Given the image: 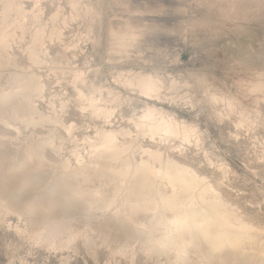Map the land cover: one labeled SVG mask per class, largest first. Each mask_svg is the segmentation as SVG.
<instances>
[{"label":"bare ground","instance_id":"obj_1","mask_svg":"<svg viewBox=\"0 0 264 264\" xmlns=\"http://www.w3.org/2000/svg\"><path fill=\"white\" fill-rule=\"evenodd\" d=\"M207 1L223 20L264 17V0ZM68 2V17L56 9L45 20L42 0H34L32 8L25 0H0V222L17 217L11 232L34 248L83 250L94 259L105 247L112 256L139 257L144 264H264V221L242 210L224 189L229 166L217 165L218 174L210 179L182 159L181 147L202 143L206 132L177 109V98L189 95L177 93L176 80L168 85L166 76L139 68L118 69L111 80L93 60L85 61L86 69H71L76 113L103 123L79 140L68 101L56 106L50 94L53 112L41 107L49 87L39 71L71 21L88 20L76 39L97 52L105 39L110 55L127 53L142 33L130 20L106 32L102 0ZM210 23L201 22L207 29ZM74 40L73 47L83 50ZM15 45L29 64L20 61ZM196 79L205 94L188 104L205 102L215 107L212 115L223 118L222 106L234 116L237 135L244 128L260 139L264 67L240 83L255 96L253 107L207 75ZM116 119L122 124L116 126ZM66 140L73 142L74 154L63 158ZM68 258L60 264H73Z\"/></svg>","mask_w":264,"mask_h":264},{"label":"rangeland","instance_id":"obj_2","mask_svg":"<svg viewBox=\"0 0 264 264\" xmlns=\"http://www.w3.org/2000/svg\"><path fill=\"white\" fill-rule=\"evenodd\" d=\"M33 1L25 0L26 6L32 8ZM85 1L91 5L94 3V0ZM207 2V0H102L105 30L110 26L118 27L130 20L134 25L141 27V35L128 47L127 53L110 55L105 50V39L103 45L97 48L98 52L91 44L88 46L87 43L77 40L81 37L80 31L86 27L88 20L87 22L71 21L66 26L64 41L52 43V51L45 58L46 63L41 66L42 69L40 68L42 72L38 68V71L48 79L49 87L46 99H41L39 103L44 111L50 114L53 111L48 101L52 97L54 99L51 100L55 101L56 106L59 105L60 100L68 101V108L71 109L68 118L79 124L75 133V139L79 140L83 139L86 133L94 134L95 125H103V123L98 119L86 120L76 113L74 91L70 84L71 69H86L88 66L86 62L93 60V64L102 70L104 77H109L111 80H115L113 76L117 77L116 73L121 68L124 70L139 68L146 72H157L164 78L166 76L168 85L176 80L181 86L177 93L189 95L181 100L183 102L180 101V97L177 98V109L186 113H183L185 118L195 121L206 132L202 143L192 141L188 144V148L181 147L184 148L183 156H185H182V159L189 166L205 173L210 179H215L218 174L217 165L227 164L231 170L225 180L227 187L224 189L229 191L231 197L243 208L242 210L264 221V159L261 158L264 153V122L258 124L260 139L244 128L237 135L238 128L234 123V116H227L224 107L218 106L222 118L212 115L216 113L215 107L205 102L196 106L187 102L189 99L198 100L205 94L196 79V75L200 74L207 75L211 81L218 84L226 85L249 107L255 106V96L247 92L240 83L242 80L251 79L253 72L264 67V17L256 15L249 22L241 19L223 20L219 16L220 9L210 8ZM42 4L45 20L56 9L66 17L72 12L68 0H42ZM202 21L211 22L210 28L202 26ZM192 25L196 26L195 31ZM73 40L78 41V45L83 46V50H80V47L74 48ZM85 47L91 51L89 52ZM21 50L18 46H14L20 61L29 64ZM50 67H55V70ZM8 72L9 70L6 69V72L4 70L3 75L7 76ZM117 120L114 122L116 126L121 125L122 123ZM181 148L175 150L179 152ZM72 151L73 142L66 140L61 150L63 158L73 155ZM8 220L0 222L1 264H7L9 260L19 262L28 258L31 264H60L68 257L73 264H144L139 257L131 261L126 256H112L105 247L100 248L96 259L83 250L79 253L63 254L43 246L34 248L29 242L11 232L12 225L19 222L18 218L8 215Z\"/></svg>","mask_w":264,"mask_h":264}]
</instances>
